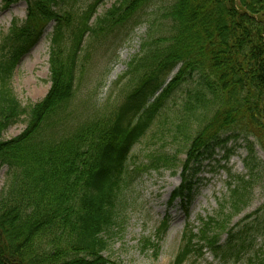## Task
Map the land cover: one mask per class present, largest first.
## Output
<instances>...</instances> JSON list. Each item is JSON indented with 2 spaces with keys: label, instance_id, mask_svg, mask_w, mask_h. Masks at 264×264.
<instances>
[{
  "label": "trees",
  "instance_id": "1",
  "mask_svg": "<svg viewBox=\"0 0 264 264\" xmlns=\"http://www.w3.org/2000/svg\"><path fill=\"white\" fill-rule=\"evenodd\" d=\"M21 1L25 18L13 20L0 41V169L7 167L0 264H108L102 252L123 191L142 174L178 168L181 150L170 154L165 145L130 166L132 148L160 118L169 122L170 143L182 145L185 154L169 204L190 198L203 161L216 148L227 159L229 141L246 142V173L228 177L215 216L199 218L197 228L185 224L173 262L198 260L208 251L217 264L240 263L264 236V204L229 225L249 202L258 169L253 147L264 152V0H116L100 14L106 0ZM150 8L167 25L145 43L131 70L135 85L119 101L78 107L74 98L92 50L124 36ZM49 24L50 87L40 101L22 105L10 79ZM194 76L196 85L168 117L169 98ZM23 118L25 128L5 140L3 133ZM155 136L164 140V130ZM167 227L165 219L159 238ZM149 245L156 254L157 245L146 239ZM246 263L264 264V257L253 253Z\"/></svg>",
  "mask_w": 264,
  "mask_h": 264
},
{
  "label": "rangeland",
  "instance_id": "2",
  "mask_svg": "<svg viewBox=\"0 0 264 264\" xmlns=\"http://www.w3.org/2000/svg\"><path fill=\"white\" fill-rule=\"evenodd\" d=\"M116 0H106L98 9V13L108 9ZM0 0V41L6 35L13 20L25 18L26 4L17 1L5 5ZM166 4L162 1L159 5ZM139 22L125 35L114 36L101 46H96L91 53L84 74L80 76L75 95V104L81 109L104 105L106 102L119 101L136 83V75L131 73L137 59L143 56L150 38L160 36L159 30L166 28L158 12L145 9L140 13ZM164 24V25H162ZM52 24L43 30L38 41L19 60L13 70L10 86L22 105L34 104L47 93L49 82L48 50ZM132 62V65H131ZM177 68L172 74L176 72ZM197 77L186 78L173 92L168 100V117L174 118L177 108L174 106L184 102L187 91L194 88ZM164 115V112H163ZM163 119V118H162ZM155 121L151 130L132 148L136 156L135 163H145L149 152L157 151L165 145V152L173 153L181 150L178 155V168L171 170L150 171L135 178L122 193L121 204L116 207L115 224L110 228L108 246L102 252V257L108 264H173L178 251L181 235L188 222L194 228L199 227V218L215 216L220 211V204L227 196L226 182L228 177L246 173L245 160L249 148L246 142L229 141L226 148L231 149L230 156L224 159V150L216 148L210 161H203L193 191L187 201L181 203L176 199L169 204L171 192L180 184L181 163L185 160L184 148L170 143L168 131L169 122ZM24 118L10 126L3 138L8 140L18 135L25 128ZM164 130V140L151 137L155 131ZM157 134V133H156ZM159 137V134H157ZM166 142V143H165ZM253 156L258 166L253 189L250 191L247 207L230 221V227L244 216L254 214L264 204V152L259 146L253 147ZM208 162V163H207ZM7 167L0 169V191L6 179ZM195 181V180H194ZM168 220V227L159 238L157 230L163 220ZM223 234L221 239L223 240ZM149 239L155 247H144ZM257 253L264 257V236L254 241L251 250L245 253L238 264H247L246 260ZM184 264H217L208 251L198 260L191 257Z\"/></svg>",
  "mask_w": 264,
  "mask_h": 264
}]
</instances>
